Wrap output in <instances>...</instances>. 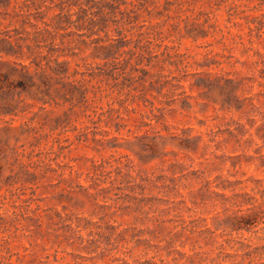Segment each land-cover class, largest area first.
<instances>
[{
  "label": "rangeland",
  "instance_id": "obj_1",
  "mask_svg": "<svg viewBox=\"0 0 264 264\" xmlns=\"http://www.w3.org/2000/svg\"><path fill=\"white\" fill-rule=\"evenodd\" d=\"M38 3L0 0V264H264V0Z\"/></svg>",
  "mask_w": 264,
  "mask_h": 264
},
{
  "label": "trees",
  "instance_id": "obj_2",
  "mask_svg": "<svg viewBox=\"0 0 264 264\" xmlns=\"http://www.w3.org/2000/svg\"><path fill=\"white\" fill-rule=\"evenodd\" d=\"M88 1L89 0H84L83 2L80 0H59V3H58L59 7L58 8L60 10V14H58L57 17L61 18V16H62V17H66V19H68L72 15L70 13L71 5L72 6H78V8L81 9L82 11H86V9H84L83 6L86 5L88 3ZM50 2H52V0H50ZM45 3H46V0H39L38 8H40L41 6H45ZM58 23H60V22H58ZM59 25L60 24H58L56 27H54V29H59L60 28ZM45 31L48 32V30H45Z\"/></svg>",
  "mask_w": 264,
  "mask_h": 264
}]
</instances>
